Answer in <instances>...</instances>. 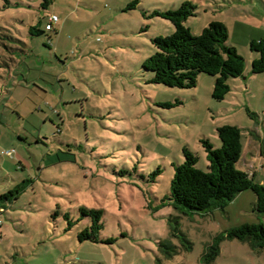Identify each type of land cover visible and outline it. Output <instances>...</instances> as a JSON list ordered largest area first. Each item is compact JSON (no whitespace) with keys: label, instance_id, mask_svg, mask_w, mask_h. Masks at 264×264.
<instances>
[{"label":"rangeland","instance_id":"1","mask_svg":"<svg viewBox=\"0 0 264 264\" xmlns=\"http://www.w3.org/2000/svg\"><path fill=\"white\" fill-rule=\"evenodd\" d=\"M132 1L0 0V151H15L0 155V195L22 187L0 206V264H203L214 242L211 264H264V250L217 240L244 224L264 226L251 191L189 215L167 199L182 150L207 172L201 141L219 148L224 125L240 129L241 156L264 180V72L251 73L258 55L249 49L264 39V0H137L128 9ZM184 2L196 8L184 22L191 34L226 24L245 61L222 101L212 98V76L169 88L142 68L151 40L174 32L151 14ZM50 15L59 22L45 32ZM257 147L254 161L247 153ZM237 168L247 167L240 160ZM81 208L102 211L98 243L77 239L90 223Z\"/></svg>","mask_w":264,"mask_h":264},{"label":"trees","instance_id":"2","mask_svg":"<svg viewBox=\"0 0 264 264\" xmlns=\"http://www.w3.org/2000/svg\"><path fill=\"white\" fill-rule=\"evenodd\" d=\"M136 3L137 0L132 1L127 8L133 9ZM195 9L191 3L184 2L175 10L155 11L151 14L170 21L174 32L151 40L155 52L142 63V68L153 74L150 83L169 88H193L200 74L212 76L215 78L212 98L222 101L230 91L227 81L243 76L245 61L229 43L228 29L223 23L210 22L199 35L191 34L184 22L195 16ZM42 33L44 31L35 27L30 28L32 35ZM249 49L258 55L252 61L251 73H263L264 39L252 40ZM216 134L221 143L219 148H213L208 140L201 141L208 161L207 172L196 168L197 157L191 151L186 148L182 150L183 162L173 165L174 172L167 197L169 204L182 215L203 213L223 209L240 193L251 191L256 198L253 211L263 216L264 185L254 182L248 173L237 168L242 155L240 129L224 125L216 128ZM21 189L18 186L15 190L1 194L0 206L1 203H10L15 199ZM80 214L88 218L90 223L77 234L78 241L98 243L99 233L103 229L102 211L81 208ZM64 219L68 230L72 221L68 214L64 215ZM220 239H235L247 243L255 251H261L264 250V226L261 222L244 224L227 231L217 240ZM110 242L109 239L104 241L106 244ZM218 253L219 247L214 242L203 255L202 263L211 264Z\"/></svg>","mask_w":264,"mask_h":264},{"label":"crops","instance_id":"3","mask_svg":"<svg viewBox=\"0 0 264 264\" xmlns=\"http://www.w3.org/2000/svg\"><path fill=\"white\" fill-rule=\"evenodd\" d=\"M225 26H227L226 24H225ZM252 41V40H251ZM263 151V150H262ZM255 152V154H253V153H247V154H250L251 155V159L252 160H257L258 159V157L260 156L261 157V155H262V152H261V148L259 147H257L256 148V150L254 151ZM264 154V153H263ZM0 155H1V151H0ZM246 156L247 155H245V156H241V161H242V166L243 167H250V166H252L253 164L251 163V161H249V159H246ZM239 160V161H240ZM239 163V162H238ZM238 165V164H237ZM254 167V166H253ZM247 168H244V169H241V171H243V172H246L247 173ZM251 172L250 173H248V175L249 176H251V178L253 179V181L254 182H257V183H259V184H261V185H264V180H262V178L260 179L259 177H258V175H257V169H253V168H251V170H250ZM241 194V193H240ZM240 194L239 195H237V196H240ZM252 200H254V199H252ZM1 210V209H0Z\"/></svg>","mask_w":264,"mask_h":264},{"label":"built area","instance_id":"4","mask_svg":"<svg viewBox=\"0 0 264 264\" xmlns=\"http://www.w3.org/2000/svg\"><path fill=\"white\" fill-rule=\"evenodd\" d=\"M59 20L57 18L56 15H50V17L48 18V23L45 25V30L51 31L53 29V25H55L56 23H58ZM15 153V151L13 149H6L1 151V156L3 157H12L13 154ZM251 169V167H249ZM250 170H247V173H250ZM0 226H1V222H0Z\"/></svg>","mask_w":264,"mask_h":264}]
</instances>
